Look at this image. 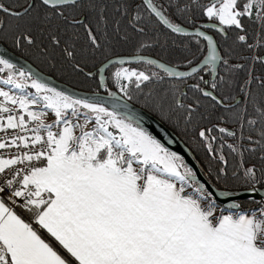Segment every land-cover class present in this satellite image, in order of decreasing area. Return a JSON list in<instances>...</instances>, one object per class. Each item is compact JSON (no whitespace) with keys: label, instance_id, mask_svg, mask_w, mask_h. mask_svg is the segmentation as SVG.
I'll list each match as a JSON object with an SVG mask.
<instances>
[{"label":"snow or ice","instance_id":"1","mask_svg":"<svg viewBox=\"0 0 264 264\" xmlns=\"http://www.w3.org/2000/svg\"><path fill=\"white\" fill-rule=\"evenodd\" d=\"M191 2L223 35L238 30L244 34L236 35L235 42L249 51L264 48V0ZM187 8L181 0H169L167 9L154 0H140L128 21L140 35L146 34L149 21L177 34L187 70L140 55L141 49L152 47L146 38L138 42L133 57L110 59L104 50L107 63L96 68L99 87H106L104 74L115 65L119 67L111 77L129 99L133 88L159 85L145 94L146 105L161 120L172 123L175 117L176 124L182 121L185 128L196 130L209 163L217 165L209 167L207 175L224 185L216 195L231 199L247 192L264 197V78H255L262 90L259 98L246 90L254 79L251 70L245 84L236 85L242 97L216 95L214 90L227 83L224 77L216 79L217 65L230 70L243 65H229L206 32H189L173 21L176 13V20L187 19ZM128 10L127 3L117 7L123 16ZM105 12L102 0H26L23 5L0 0V40L11 37L17 47L44 45L41 51L50 44L74 60L76 36L71 30L82 25L93 50H100L97 34L84 19L95 13L97 24H106ZM245 20L253 26L251 34ZM250 35L253 43H248ZM121 38L129 37L125 33ZM251 59L264 64V56ZM137 62L140 66L131 67ZM74 67L82 71L78 64ZM28 72L27 77L17 72L16 65L0 55V74H5L0 84L10 86L7 91L0 87V150H9L7 157L0 152V264H264V199L250 200L258 205L252 209L236 199L226 206L218 203L194 168L146 128L142 117L125 111L126 105L110 110L101 95L58 91ZM201 73L213 79L205 80ZM166 77L184 82L199 77L188 85L198 96L185 104L177 95H183L182 90ZM27 87L35 92L25 93ZM202 99L213 112L219 110V122L239 121L241 132L245 120L252 129L259 124L258 139L240 137L252 145L244 151L255 156L259 149L258 164L243 159V145L235 142L234 131L219 124H193ZM229 99L233 103H226ZM241 100L245 107H237ZM248 105L254 106L257 118H248ZM47 112L55 116L52 123L45 122ZM214 130L222 135H213ZM161 131L167 135L166 129ZM225 137L234 142H224ZM167 143H175L174 138L168 136ZM225 149L240 153L234 168Z\"/></svg>","mask_w":264,"mask_h":264},{"label":"flooded vegetation","instance_id":"2","mask_svg":"<svg viewBox=\"0 0 264 264\" xmlns=\"http://www.w3.org/2000/svg\"><path fill=\"white\" fill-rule=\"evenodd\" d=\"M102 2L106 5V12H105V16L107 18L106 24L105 23L97 24L95 13L86 15L84 19V23L89 24L92 27V30L97 34V37L103 46L100 50L97 51L93 50L88 38L87 31L84 29L82 25L76 26L71 30L72 32L75 33L76 40H79L81 43H83L82 44L83 49H85L87 52L86 57H88V60L87 61L85 60L84 62H82V64L87 67V69L89 70L88 72H93L95 76L89 77L87 73L85 74L88 78L94 79V81L97 84L98 90H100L99 91L100 93L108 95V93L111 92L113 93V95L121 96L125 100H133V96L135 95V90H134L135 88H133L130 91L131 99H129L127 96H125L123 93L119 91L118 83L114 82L111 77V73L114 72L116 68L119 67V65L110 66L109 69L106 70V73L104 74L106 87H99L100 75L96 74V68L101 66V62L107 63V60L105 59V55H104L105 49L109 50L108 58L110 59H116L117 57H125V58L133 57L138 54L137 53L138 42L145 40L146 38H150L148 42L152 44V47L149 49H141L139 51L140 55H143L144 57L147 58L160 60L161 62H168L170 67H176L178 71L187 70L183 66L184 59L179 46L181 38L177 34L171 33L170 30H167L162 26L157 27V25L152 21L148 22V29L145 35H140L136 33L133 30V28L129 25L128 23L129 19L135 15L134 12L135 5L139 4L140 0H102ZM154 2L157 5H163L166 9L168 8L169 0H154ZM176 2L177 0H172L173 4H175ZM181 2L182 5H185L186 0H181ZM121 3H127L129 5L127 16H123L121 15L120 11H117V7ZM206 3L207 2H202L201 5ZM198 10H199L198 12L196 11L193 13V16H189L185 11V17H187V19L181 18L180 20H176V16L179 15V13H176V15H173L171 18L173 19L174 22L180 23L181 26L185 27L188 31H194L196 30V28H199L201 31H204L208 35H210L213 38V40L219 45V54L228 60L229 65H237V64L243 65V67L240 69L230 70L229 68H226L223 63L218 64L217 68H218L219 76H217L216 79L219 80V77H224V80L227 83L221 85L219 89L214 90L215 94L218 96L223 94L229 97L234 95L242 97L243 94L240 93L239 87H236V85H241V86L243 85L241 83V76L243 80V68L246 60L249 61V70H251V74L253 75V73L257 71H261L259 77L264 78V64H261L259 62L254 63L251 59L253 55L264 56V49L261 48L255 51H248V53L244 55L238 52L239 58L235 60L236 55H234V51H232L233 49L232 41L234 40L236 35L238 34L242 35L244 33L238 31H228L227 35L225 36L221 32H219L216 28L212 27V24L216 23L215 21H209L206 17L202 15L199 7ZM172 11H174V9H169V12ZM199 13L201 14V16L204 17V19L197 18L199 16ZM145 15H147V13H145ZM245 26L248 28L247 25ZM117 29H119V31H117ZM248 31L251 34L249 28ZM125 33H127L129 37L127 40L121 38L125 35ZM248 43H253V41L251 42V35L249 36ZM241 45L247 49L246 45L243 44ZM69 61L71 62L70 59ZM82 64L80 63V65ZM123 66L130 67V65L128 64H125ZM138 66H140L139 62L131 65V67H138ZM152 70H156V69L153 67ZM16 71L19 72L22 70L16 67ZM25 75L28 76V74L26 73ZM201 75L204 76L205 80L213 79V77L210 74L201 73ZM248 78L249 77L247 76V79ZM167 79L174 80L176 82L177 88L182 90V92L185 94V90L188 87V85L197 82L199 77H196V79L187 78L186 82L176 78L166 77V80ZM27 82L29 83L28 80ZM122 83H127V81H122ZM229 84H232V87H229L228 86ZM201 87H207L209 88V90H211L210 85L201 84ZM145 88L147 87H143L142 89ZM249 89H250V85H247L246 90ZM226 103H233V101L229 99L226 101ZM237 107H245L243 104V100H241V104L238 105ZM218 114H219V110L213 112L212 109H210L207 114L208 118L205 119L206 120L205 126L212 127L214 124H219V126L221 127H226L229 130L234 131L236 133L235 142L240 144L239 137H241L242 134L240 125L239 127H236L235 122L221 123L216 118ZM213 135L220 137L222 134L214 130ZM224 142L233 143L234 141L233 138L231 137H225ZM215 146L219 147V144ZM225 153H227V149H225ZM261 190H264V188H261Z\"/></svg>","mask_w":264,"mask_h":264},{"label":"trees","instance_id":"3","mask_svg":"<svg viewBox=\"0 0 264 264\" xmlns=\"http://www.w3.org/2000/svg\"><path fill=\"white\" fill-rule=\"evenodd\" d=\"M17 2L21 5H23L26 0H17ZM199 4L201 5L202 2H208V0H198ZM185 5H188V8L186 9V13L189 16H193L194 12H198V6L196 3H192L191 0H186ZM198 19H204L203 16L199 13ZM245 25L248 26L250 32L253 30V26L249 23V21H244ZM238 31V30H237ZM252 42V39H251ZM0 44L4 46L8 51L15 54L16 56L24 59L28 63H30L34 68H36L38 71L45 75L51 76L54 80L58 81L59 83H62L66 86H69L75 90L82 91V92H99L97 84L94 81L93 78H88L85 73H88V69L85 65L82 64L85 60H88L87 52L85 49H83V43H81L79 40H75V51L76 56L74 60L69 61L68 58L64 55L60 47H55L53 45L47 44L46 50L41 51V48L44 47V45H41L40 47L37 46H27L24 45L22 47H17L14 43L11 37L7 39L0 40ZM232 47L234 51L235 60L239 58L238 52L242 53V55L248 53V49L244 48L240 43L235 42V38L232 41ZM264 49V48H263ZM178 55V54H177ZM70 62V63H69ZM175 62V61H174ZM173 62V63H174ZM80 63L82 65H80ZM78 64L82 71L77 70L74 65ZM249 72V61L246 60L243 68V80L241 76V83L244 85L245 81L247 79ZM261 71H257L253 73L252 77L254 78L252 80V83L250 84V90L257 94V97L259 98L260 93L262 90L259 88L258 79L255 78H262L259 77ZM255 74V75H254ZM168 84H174L176 86V82L172 79H167ZM242 85V86H243ZM167 86V85H165ZM147 88L142 90H135V95L133 96V100H127L130 104L144 110L148 114H150L152 117L157 119L162 125H164L168 130L171 131L173 135L177 137V139L185 146V148L188 150L190 156L192 157L193 161L196 163L201 175L207 180L209 184H211L216 190L223 191L224 185L223 182L217 183L215 180V175L212 177H209L207 175L209 167L215 168L216 162L210 161V157L207 156V153L205 149L201 146L199 143L198 137L196 136V130L188 127L185 128L184 123L181 121L179 124H176L175 117L173 118L172 123H167L160 119L157 113L153 112L149 106L146 105V95L150 89L158 88L159 85L156 84H149V86H146ZM177 87V86H176ZM143 88V87H142ZM178 96H181V99L185 104L192 103L196 97L198 96V93L194 92L190 87H187L185 90V94L181 95L180 91L177 92ZM202 106L198 110V113L196 117L193 119V124L197 126H205V119H202L203 116H207L210 108L207 107V101L201 100ZM247 112H248V118H257L254 106L248 105L247 106ZM177 115H181L179 111H177ZM240 122H235V126L239 127ZM258 128L259 124H257L255 129H252L251 126H249L246 122V120L243 123V130L242 134L244 137H247L249 135H252L254 139H258ZM240 144L243 145L241 148V152L243 153V159L247 161L248 163H257L259 162V149H257V153L255 156H253L251 153L244 151V149L251 147L252 145H249L247 139L241 140L239 137ZM228 154V153H225ZM229 156V167L234 168L237 164V162L240 160V153L237 154H228ZM229 186L231 187V182L229 183ZM238 187V185H237ZM258 188H261L260 185H257ZM250 200H243L240 201L242 203V206L246 209H252L256 208L258 205L255 203H250ZM260 201V200H255Z\"/></svg>","mask_w":264,"mask_h":264},{"label":"water","instance_id":"4","mask_svg":"<svg viewBox=\"0 0 264 264\" xmlns=\"http://www.w3.org/2000/svg\"><path fill=\"white\" fill-rule=\"evenodd\" d=\"M189 32H193V31H189ZM0 55H4L5 58L10 59L11 62L16 65L17 68L21 69L22 71H24L28 75H30L28 70L31 69V73L32 74H38L43 79V81L48 82L50 87H54L58 91H65V92H67L69 94H76L78 96H91L93 94L101 95V96L104 97V99L106 101V106L109 107L110 110L113 107L120 108L121 106L126 105L125 111H130V112L136 114L137 116L142 117L143 118V124H144V126L146 128H148L155 135H157L158 138H161L162 142H164L166 144V146H168L171 150L176 151L178 154H180L183 157L184 161L188 165H190L191 167L194 168V170L197 172V175H198L199 179L203 183H205V185L207 186L208 192L212 194L213 198L218 203L226 206L228 203H231L232 199H236L238 201H243V200H248V199H253V200L264 199V197H261V195L259 193L248 194L247 192H244V194L241 195V196L233 197L231 199L230 198H226V197H222V196H217L216 195V191L217 190L211 184H209L207 182V180L201 175L196 163L193 161V159L190 156L188 150L177 139V137L175 135H173L171 133V131L168 130L164 125H162L157 119L152 117L150 114H148L144 110H142V109L130 104L123 97L116 96V95L109 96V95H106V94H103V93H100V92H93V93L82 92V91H78V90L72 89V88H70V87H68V86H66V85H64L62 83H59V82L55 81L53 78L41 73L36 68H34L31 64H29L27 61H25L24 59L16 56L15 54L11 53L10 51H8L1 44H0ZM113 101L115 103H113ZM161 129H166L167 135H165V133L163 131H161ZM168 136L173 137L174 140H175V143L168 144L167 143ZM261 191H264V190H261Z\"/></svg>","mask_w":264,"mask_h":264},{"label":"rangeland","instance_id":"5","mask_svg":"<svg viewBox=\"0 0 264 264\" xmlns=\"http://www.w3.org/2000/svg\"><path fill=\"white\" fill-rule=\"evenodd\" d=\"M7 71V70H6ZM5 74H0V79H2L3 78V76H4ZM26 76V75H25ZM27 77V76H26ZM17 78H19L18 76H17ZM29 81V85L31 84V80H28ZM0 87H2L4 90H8V88L10 87V86H6V85H2V84H0ZM14 93H16V94H21L20 92H19V90H16V89H13L12 90ZM24 92L25 93H28V92H32V93H34L35 92V89H32L31 87H27V88H25V90H24ZM55 119V116H54V114L53 113H51V112H47V114H46V116H45V122H47V123H52L53 122V120ZM54 130H56L55 128H54Z\"/></svg>","mask_w":264,"mask_h":264},{"label":"built area","instance_id":"6","mask_svg":"<svg viewBox=\"0 0 264 264\" xmlns=\"http://www.w3.org/2000/svg\"><path fill=\"white\" fill-rule=\"evenodd\" d=\"M4 135V133H0V136ZM0 152L4 153V156L7 157L9 155V150L5 149V150H0Z\"/></svg>","mask_w":264,"mask_h":264}]
</instances>
